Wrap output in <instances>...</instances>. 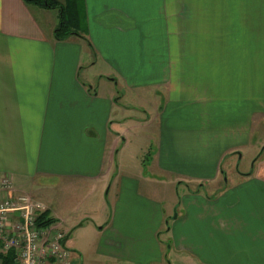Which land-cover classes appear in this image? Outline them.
Returning a JSON list of instances; mask_svg holds the SVG:
<instances>
[{"label":"crops","instance_id":"obj_1","mask_svg":"<svg viewBox=\"0 0 264 264\" xmlns=\"http://www.w3.org/2000/svg\"><path fill=\"white\" fill-rule=\"evenodd\" d=\"M81 2L61 41L0 0V199L6 179L104 264H264V0Z\"/></svg>","mask_w":264,"mask_h":264},{"label":"built area","instance_id":"obj_2","mask_svg":"<svg viewBox=\"0 0 264 264\" xmlns=\"http://www.w3.org/2000/svg\"><path fill=\"white\" fill-rule=\"evenodd\" d=\"M4 197L0 199V264H72L66 246L67 233L54 226L40 225L44 213L40 203L13 190L1 181Z\"/></svg>","mask_w":264,"mask_h":264},{"label":"rangeland","instance_id":"obj_3","mask_svg":"<svg viewBox=\"0 0 264 264\" xmlns=\"http://www.w3.org/2000/svg\"><path fill=\"white\" fill-rule=\"evenodd\" d=\"M42 9L44 12L48 13L47 16H50L49 12H51V14L54 16V18L57 19L56 22L58 23V13H57L56 9H45V8H42ZM80 21H81L80 22V29L82 31L83 30V15H82V13H80ZM124 102H125V104H129V103H132L135 101L132 100V102H130L127 99ZM129 110L134 111L132 109H129ZM132 114H136V113L132 112ZM144 132H142L140 130H136V131L130 130V129L128 130L127 136L131 140V143L129 144V147H128V151L139 153L141 146L144 143V142H140L141 136H142V134H144ZM256 133L259 134V136H261V137H263V135H264V134H261V131H258ZM127 136L125 135V138ZM121 155L119 157L120 161L122 160ZM249 158H250V156L245 155L243 162H241V164H240V169H242V168L246 169L247 167H249L251 165L250 163H248ZM53 191L48 190L47 191L48 192L47 197L50 200L55 199L54 204L57 207V209L59 210V212L61 213V218L62 217L66 218L67 216L70 215L71 208L73 206L70 205V202H66V199L68 197L66 194L61 193L63 190H60V191L53 190ZM34 201L37 203H40L42 205L40 200H38L40 202L36 201L35 199H34ZM43 208H44V212H45L46 211L45 207L43 206ZM91 238L92 237L90 236L89 232H84V230L83 231L80 230V231H77L76 233L74 232L73 234H71V238H70L69 242H67V246H68L67 248L70 250V253L72 255L74 254V252L72 253V251H74V250H78L79 254H80L79 255L77 252H75L76 256L71 258L72 264H104L103 262H101L99 260V258L95 254V250H94L95 248L91 243V240H92ZM174 256H175L174 254L170 253V255L168 256V260H170L172 264H178V260Z\"/></svg>","mask_w":264,"mask_h":264},{"label":"trees","instance_id":"obj_4","mask_svg":"<svg viewBox=\"0 0 264 264\" xmlns=\"http://www.w3.org/2000/svg\"><path fill=\"white\" fill-rule=\"evenodd\" d=\"M25 4L45 9H56L58 24L55 29V38L65 40L72 36H80V13L83 15L81 0H22ZM40 225H50L54 220L47 213H42L38 218ZM6 264H11L10 260Z\"/></svg>","mask_w":264,"mask_h":264}]
</instances>
